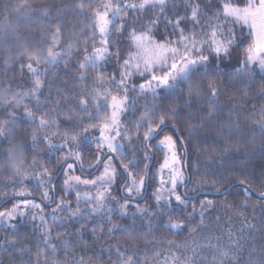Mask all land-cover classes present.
I'll list each match as a JSON object with an SVG mask.
<instances>
[{"label": "snow or ice", "instance_id": "1", "mask_svg": "<svg viewBox=\"0 0 264 264\" xmlns=\"http://www.w3.org/2000/svg\"><path fill=\"white\" fill-rule=\"evenodd\" d=\"M3 11L0 141L8 145L5 171L11 169L3 188L17 190L11 199L5 191L12 207L0 210V231L7 233L0 236V264L5 256L7 264H95L76 246L86 231L94 242L126 234L107 249L109 259L116 256L112 264H264V216L254 222L256 204L252 219L246 214L255 191L248 173L239 181L244 199L222 205L236 210L239 226L233 216L227 227L219 215L209 223L216 202L205 197L197 207L188 191H180L191 180L188 169L200 173L203 167L192 191L223 187L226 193L219 180H208L209 165L223 167L227 153L242 146L264 153V88L255 97L246 91L226 96L221 77L227 74L219 69L240 47L237 32L247 29L250 43L226 82L243 81L240 92L250 85L254 65L264 73V0H17ZM60 66L75 73L61 80L53 71ZM206 129L214 130L219 146L203 157L194 149L193 161L192 137ZM85 142L95 146L87 165L77 150ZM39 144L61 162L59 195L53 169L39 165L40 154L25 161ZM153 149L163 153L155 171ZM25 181H36L39 202ZM150 182L156 187L149 203ZM258 195L264 198V182ZM257 203L264 212V200ZM18 217L39 221L34 245L7 232ZM124 218L130 226L113 222ZM70 225L74 231H60ZM161 227L171 235L158 234Z\"/></svg>", "mask_w": 264, "mask_h": 264}, {"label": "trees", "instance_id": "2", "mask_svg": "<svg viewBox=\"0 0 264 264\" xmlns=\"http://www.w3.org/2000/svg\"><path fill=\"white\" fill-rule=\"evenodd\" d=\"M32 4H47L51 3L52 0H30ZM62 0H56V3H61ZM17 3V0H0V20L4 17V6L5 5H15ZM71 16V13L68 14ZM33 27H36L33 25ZM247 30H244V34L241 35L239 31L237 32V35L239 37V44L240 47L237 49V53L234 54L233 58L230 60H224L220 65L219 69L222 73H226L227 75H222L221 79L225 81L223 87L226 91V96H233V95H243L246 91L247 94L250 97H255L261 90V88H264V75H255L253 74L252 81L250 85L244 89L243 91L237 92V89L242 87L243 81L229 84L226 81L231 77L233 67L235 65V62L237 63V58H242L244 47L245 45L242 44V41H246L247 43H250V40L247 39ZM242 44V45H241ZM124 45H122L123 47ZM236 59V61H235ZM229 61H235L231 66V63ZM109 69L112 67V65L108 66ZM53 71H58L59 75L61 77V80L66 77V72L75 73V69H64L63 66H60L59 69H53ZM11 75V73H10ZM0 78H3V71L0 69ZM17 80L20 79L19 76L16 77ZM47 94V90H45V95ZM174 101H165V104L172 103ZM253 102H256L253 100ZM221 103H225V96L221 97ZM142 110V109H141ZM129 118L132 117L131 113L127 114ZM171 128V122H169V129ZM167 132V130H166ZM165 132H161L160 136H163ZM214 134V130L212 129H206L202 130L200 133L192 137V149L190 155L192 160L194 161L196 158V154L194 149L199 148L201 152V157L203 155L211 152L214 148H218V144L212 139V135ZM181 136L187 137V132L182 131L179 133ZM205 137H207L205 139ZM59 139V138H55ZM156 139H153L152 143H155ZM8 147L6 142L0 141V210H4L5 208H11L12 204L8 203L7 200L4 198L5 191L8 193V199H11V194L16 191L17 189L9 187L7 189L3 188V185L5 183H8V177L11 175V169H8V171H5V168H7V164L5 162L6 152L4 149ZM78 151L83 153L84 156V164L87 165L91 162H93V156L91 153L95 151L94 144H90L89 142H85L84 145H82ZM36 153L40 154V160L39 165H42L43 167L53 169V174L56 177L55 183L57 184V195L60 194L59 187L62 184V181L64 179L63 171L61 170L62 165L61 162L57 159V152L47 149V147L44 144H39L36 146L35 149L27 151L25 154V161L26 163H30L32 160L33 155ZM154 154V161L152 164V170L155 171L156 168L159 166V163L162 161L163 155L162 152H156L155 149H153ZM77 170L75 172L76 175H81L79 171V165L76 166ZM95 173V169L92 170ZM188 172L191 175V180L188 181L187 187L184 188V191L189 192V196L192 198L191 202L195 203L197 207L199 206V200L207 197L208 199H212L216 202V210L207 214L209 217V223L215 225L216 221L214 219L215 216H220L219 224L223 225L224 227L228 226V218L229 216H233V219L231 220V223L239 226L240 221L236 219L233 215V212L236 210H233V212H228L227 210L222 208V205L225 203H231L233 201H236L239 203L244 199V193H243V186L240 185L239 181L244 178V174L248 173L249 176V183L251 186L255 189V191L252 193L250 197V206L246 210V214L249 216V219H252L253 216V208L252 204H256V207L254 209L255 212V221L256 223L260 222V219L262 216H264V212L261 210V205L257 203L258 201L264 200L258 197V192L261 190V183L264 182V177H262V173H264V153H262L261 149L257 147L254 152L252 153H246L244 151V147L242 146L239 151H236L235 149L229 151L227 155L224 157V165L223 167H219L215 164V162L211 163L209 165V173H208V180L211 181L212 179L219 180L222 185H225L227 187V192L225 193V189L223 187L220 188V191L217 192L215 188L212 187H205L203 189H198L195 192L192 191V189L195 187V180L198 178L200 174L204 172L203 167L200 170V173H195L192 171L191 167L188 169ZM215 173V175H213ZM223 173V175L221 174ZM84 176H88V172L83 173ZM260 178V179H257ZM29 181H25V183H28ZM156 187L155 182H150L148 188L146 189L145 196L148 200V202H151V193L152 190ZM219 187V185H218ZM183 188V187H182ZM181 188V189H182ZM27 189L29 192L32 193V196L37 198V202H39V198L41 195V191L39 188L33 187V186H27ZM180 189V191H181ZM67 199L71 200L73 204L75 203V197L74 195H71L67 197ZM141 206H143V201H141ZM55 207V205L45 206V211L49 212L51 211V208ZM191 211V208L188 209ZM131 211V209H130ZM171 215H176L175 212L170 213ZM167 218L165 217V220ZM199 217H197V220ZM114 223H123L125 225H131V219L130 218H124V219H114ZM137 224L140 223L139 219H137ZM33 223L39 224V221L33 222L30 217L24 218L21 222H19L16 225L15 229H8L7 232H15L18 239L21 240L24 244L34 245L35 238L39 235L38 232L35 231L33 228ZM49 223L51 224V220H49ZM83 223V221H81ZM163 223V221H161ZM107 226V225H106ZM75 227H79L78 224L75 225ZM60 231L67 235L68 232L74 231V228L70 225L68 229L61 228ZM158 232V234L161 235H171V233L167 232L162 227L155 230ZM6 232L0 231V236L6 235ZM184 233H181V235L177 238L182 239ZM27 237V239H24ZM73 240H75V236L73 235L71 237ZM127 239L125 233H115L112 237H104L98 241H93V234L91 231H86L83 237V242L76 245L77 248H79L82 251H86L88 256H91L94 258L95 264H112V261L116 259V256L113 254L111 256V259H109V252L107 251L109 245H115L116 241H125ZM33 250H35L33 248ZM115 248L113 247V253ZM5 264H7L8 257L5 256Z\"/></svg>", "mask_w": 264, "mask_h": 264}, {"label": "rangeland", "instance_id": "3", "mask_svg": "<svg viewBox=\"0 0 264 264\" xmlns=\"http://www.w3.org/2000/svg\"><path fill=\"white\" fill-rule=\"evenodd\" d=\"M247 30V29H246ZM248 31V30H247ZM242 44L243 45H247V42L246 41H242ZM241 44V45H242ZM237 53V52H236ZM228 60V59H227ZM235 61H236V59H235ZM234 61V62H235ZM230 63H231V66L232 65H234L233 63V61H229ZM236 66V62H235V65L233 66V67H231L232 69H234V67ZM253 68H254V71H253V74H255V75H264V73H262L261 72V70L259 69V67L258 66H256V65H254L253 66ZM98 134V133H97ZM156 143V142H155ZM162 155H163V153H162ZM162 161H163V158H162ZM161 161V162H162ZM25 185L26 186H33V187H36L37 188V186H36V181H31V182H28V183H25ZM40 191H41V189H40ZM75 197V196H74ZM22 220H24V218H20V217H18L15 221H13V223L15 224V225H17L19 222H21Z\"/></svg>", "mask_w": 264, "mask_h": 264}, {"label": "water", "instance_id": "4", "mask_svg": "<svg viewBox=\"0 0 264 264\" xmlns=\"http://www.w3.org/2000/svg\"><path fill=\"white\" fill-rule=\"evenodd\" d=\"M181 191H184V188H182ZM258 197H260V196L258 195ZM260 198L263 199L262 197H260Z\"/></svg>", "mask_w": 264, "mask_h": 264}]
</instances>
